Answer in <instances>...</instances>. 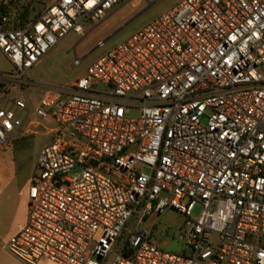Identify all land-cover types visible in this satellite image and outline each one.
<instances>
[{
    "label": "built area",
    "instance_id": "2783aa9c",
    "mask_svg": "<svg viewBox=\"0 0 264 264\" xmlns=\"http://www.w3.org/2000/svg\"><path fill=\"white\" fill-rule=\"evenodd\" d=\"M38 1L31 17L0 0V148L44 136L27 223L0 252L21 264H264V0H179L64 83L29 71L124 0ZM167 207L184 218L181 254L139 227Z\"/></svg>",
    "mask_w": 264,
    "mask_h": 264
},
{
    "label": "rangeland",
    "instance_id": "374dc122",
    "mask_svg": "<svg viewBox=\"0 0 264 264\" xmlns=\"http://www.w3.org/2000/svg\"><path fill=\"white\" fill-rule=\"evenodd\" d=\"M12 1L18 10H30L31 17L48 4L47 1L42 4L38 0ZM177 1L124 0L106 19L86 28L83 36L70 33L60 40L29 71V76L49 83H64L75 78L101 55L129 38ZM76 59L79 62L74 65ZM10 69V65L0 56V70ZM39 131L36 135L21 137L0 148V233L20 222L28 177L44 141L43 131ZM198 213L199 208L196 207L193 216L196 217ZM139 227L158 248L167 253H182L185 222L183 216L173 209L167 207L160 214L147 215ZM3 253L0 252V263L20 264ZM42 264L52 263L45 261Z\"/></svg>",
    "mask_w": 264,
    "mask_h": 264
},
{
    "label": "crops",
    "instance_id": "0c3cea01",
    "mask_svg": "<svg viewBox=\"0 0 264 264\" xmlns=\"http://www.w3.org/2000/svg\"><path fill=\"white\" fill-rule=\"evenodd\" d=\"M32 170H33V167L31 169V172H30L29 177H28L27 190H26L25 199H24V209H23V212H22V215H21L20 222L18 224H16L15 226L10 227L9 229H7L6 232L0 233V241H6L9 238L15 236L27 223V197H28L29 179H30V175L32 173ZM1 253H3V252H1ZM3 254H6V253H3ZM44 260L48 261L46 259H40L37 262V264L44 263L45 262ZM48 262H50V261H48ZM50 263H52V262H50ZM0 264H4V263H0ZM52 264H54V263H52Z\"/></svg>",
    "mask_w": 264,
    "mask_h": 264
},
{
    "label": "water",
    "instance_id": "95a60500",
    "mask_svg": "<svg viewBox=\"0 0 264 264\" xmlns=\"http://www.w3.org/2000/svg\"><path fill=\"white\" fill-rule=\"evenodd\" d=\"M103 43H104V42H102L101 44H99V46L102 45Z\"/></svg>",
    "mask_w": 264,
    "mask_h": 264
}]
</instances>
